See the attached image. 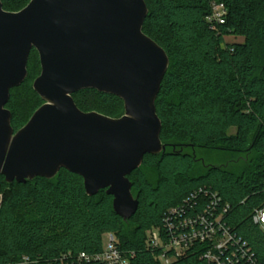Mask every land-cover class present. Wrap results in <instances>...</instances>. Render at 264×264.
<instances>
[{
	"label": "trees",
	"instance_id": "trees-1",
	"mask_svg": "<svg viewBox=\"0 0 264 264\" xmlns=\"http://www.w3.org/2000/svg\"><path fill=\"white\" fill-rule=\"evenodd\" d=\"M20 1L2 0L3 10L19 11ZM212 1L224 5L223 25L207 21ZM144 2L148 14L142 31L169 60L155 100L166 149L158 156L145 155L128 176L138 200L136 213L123 221L104 190L86 196L82 179L65 170L51 180L35 178L25 184H6L0 175V264L22 257L29 264H101L78 256L99 253L109 232L116 234L130 264H162L145 246L146 231L159 227L168 209L199 188L216 193L229 206L223 221L264 264V232L251 221L253 212L264 208V0ZM229 36L243 41L228 44L224 38ZM32 53L36 51L29 58ZM29 58L27 77L10 90L5 106L14 132L43 104L31 85L39 103L31 114L17 123L10 107L15 93L29 83ZM88 92L116 103L121 111L84 108L75 97ZM72 98L82 112L111 118L123 113L120 99L94 90ZM204 249L196 244L169 264H209L202 258Z\"/></svg>",
	"mask_w": 264,
	"mask_h": 264
},
{
	"label": "water",
	"instance_id": "water-1",
	"mask_svg": "<svg viewBox=\"0 0 264 264\" xmlns=\"http://www.w3.org/2000/svg\"><path fill=\"white\" fill-rule=\"evenodd\" d=\"M144 0H30L17 12L0 0V175L6 184L53 179L60 170L82 179L86 196L101 190L128 221L137 211L128 176L145 155L165 153L155 100L169 60L142 27ZM35 50L40 74L32 90L43 104L14 132L5 108L23 84ZM114 96L123 113L82 112L72 95Z\"/></svg>",
	"mask_w": 264,
	"mask_h": 264
},
{
	"label": "built area",
	"instance_id": "built-area-1",
	"mask_svg": "<svg viewBox=\"0 0 264 264\" xmlns=\"http://www.w3.org/2000/svg\"><path fill=\"white\" fill-rule=\"evenodd\" d=\"M207 19L211 26L223 25L226 19L224 5L212 1ZM229 206L214 192L205 188L193 191L183 202L164 214L159 227L146 231L145 246L157 255L162 264L183 255L196 244L204 245L202 258L209 264H261L246 241L238 237L223 221ZM251 221L264 232V208L257 209ZM119 241L114 233L103 237L102 250L88 256L80 254V261L91 260L101 264H130L126 255L118 248ZM27 257L9 264H29Z\"/></svg>",
	"mask_w": 264,
	"mask_h": 264
},
{
	"label": "rangeland",
	"instance_id": "rangeland-1",
	"mask_svg": "<svg viewBox=\"0 0 264 264\" xmlns=\"http://www.w3.org/2000/svg\"><path fill=\"white\" fill-rule=\"evenodd\" d=\"M28 0H22L19 2V5L16 9H23L27 4ZM19 10V11H20ZM224 41L228 44L231 43H240L243 41L242 38H236L233 36L225 37ZM29 72V83L26 84L23 88L19 89L14 95V101L11 104V109L14 110L17 123H22L32 112V109L39 105V103L34 101L32 97L31 85L36 77L39 76L40 67L38 63V57L36 53H32L29 58L28 65ZM75 101L82 104L84 108L98 109L101 111H106L110 114L119 113L122 108L117 106L116 103L103 101L99 99L96 94L92 92L82 93L75 97ZM82 109V108H81ZM230 133H234V130H231ZM150 174V172H148ZM150 180L153 182L155 178L150 174ZM2 201V195L0 194V204Z\"/></svg>",
	"mask_w": 264,
	"mask_h": 264
}]
</instances>
